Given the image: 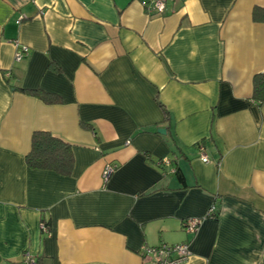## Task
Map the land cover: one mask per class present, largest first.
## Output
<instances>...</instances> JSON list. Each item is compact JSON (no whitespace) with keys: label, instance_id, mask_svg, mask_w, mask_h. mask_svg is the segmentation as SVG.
Returning a JSON list of instances; mask_svg holds the SVG:
<instances>
[{"label":"crops","instance_id":"1","mask_svg":"<svg viewBox=\"0 0 264 264\" xmlns=\"http://www.w3.org/2000/svg\"><path fill=\"white\" fill-rule=\"evenodd\" d=\"M148 5L0 0V264H155L142 249L183 243L182 264H264V0ZM35 132L72 146L71 176L26 166Z\"/></svg>","mask_w":264,"mask_h":264},{"label":"trees","instance_id":"2","mask_svg":"<svg viewBox=\"0 0 264 264\" xmlns=\"http://www.w3.org/2000/svg\"><path fill=\"white\" fill-rule=\"evenodd\" d=\"M49 67L54 70L57 69L54 64H50ZM6 82L8 84L9 80H6ZM18 90L38 97L45 103H54L59 101L58 97L45 94L39 90ZM253 98L264 99V73L258 74L253 78ZM25 163L30 169L51 171L60 176L69 177L71 176L74 168L72 146L58 138L53 137L47 132H35L31 138L30 150L25 156ZM175 174L179 180L183 182V177L179 170H175ZM207 217L215 218V216L208 214ZM45 224L49 234V225L47 223Z\"/></svg>","mask_w":264,"mask_h":264},{"label":"built area","instance_id":"3","mask_svg":"<svg viewBox=\"0 0 264 264\" xmlns=\"http://www.w3.org/2000/svg\"><path fill=\"white\" fill-rule=\"evenodd\" d=\"M166 2L167 0H149L147 9L150 8L152 11L157 13H163ZM26 52V49L17 52L15 55L16 60H19L23 56V53ZM201 161L204 163L208 162L207 156L205 154H202ZM118 167L119 166L115 164H106L101 175L102 181L107 183L110 176ZM199 224L200 219H187L182 223V228L187 232H194L198 228ZM40 230L43 233L48 234V229L44 222H41ZM142 251L145 256H151L155 264H182L188 256V245L185 243L175 246L161 245L160 247L156 248H144ZM172 254H175L176 257L170 258ZM24 262L25 264H35V260L29 254L24 256Z\"/></svg>","mask_w":264,"mask_h":264},{"label":"water","instance_id":"4","mask_svg":"<svg viewBox=\"0 0 264 264\" xmlns=\"http://www.w3.org/2000/svg\"><path fill=\"white\" fill-rule=\"evenodd\" d=\"M157 132H158L159 134H162V135H164V134H165V131H164V130H162V129H159Z\"/></svg>","mask_w":264,"mask_h":264}]
</instances>
